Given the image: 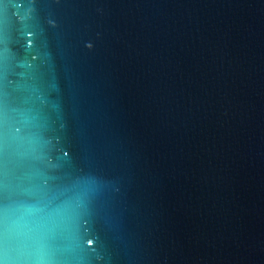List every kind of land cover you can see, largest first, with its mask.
I'll use <instances>...</instances> for the list:
<instances>
[{
	"label": "water",
	"instance_id": "obj_1",
	"mask_svg": "<svg viewBox=\"0 0 264 264\" xmlns=\"http://www.w3.org/2000/svg\"><path fill=\"white\" fill-rule=\"evenodd\" d=\"M0 97L61 264H264V0H0Z\"/></svg>",
	"mask_w": 264,
	"mask_h": 264
},
{
	"label": "snow or ice",
	"instance_id": "obj_2",
	"mask_svg": "<svg viewBox=\"0 0 264 264\" xmlns=\"http://www.w3.org/2000/svg\"><path fill=\"white\" fill-rule=\"evenodd\" d=\"M2 99V97H0ZM11 125L3 116L2 105H0V264H61L57 256L59 248L57 241L63 235L58 217H42L44 223L39 228L21 227L22 218L18 217L10 206L13 199V178L15 174L16 160L19 148L27 141L29 150L34 154L40 147L35 136L25 139L13 136L9 132ZM18 132L19 129L17 128ZM51 144V141L47 142ZM67 155V152L64 153ZM40 157L39 159H45ZM44 178L47 184V173L37 168L33 176L35 195L37 203L47 205L55 198V192L60 185L45 187L38 181ZM53 180H60L61 177L53 176ZM97 190L95 181H89L83 185L82 195L74 201L73 208L87 210L88 197ZM43 212L44 209H38ZM31 215V210L28 211ZM26 227V226H25Z\"/></svg>",
	"mask_w": 264,
	"mask_h": 264
},
{
	"label": "clouds",
	"instance_id": "obj_3",
	"mask_svg": "<svg viewBox=\"0 0 264 264\" xmlns=\"http://www.w3.org/2000/svg\"><path fill=\"white\" fill-rule=\"evenodd\" d=\"M89 48H90L91 50L93 49V47H92V45H91V44L89 45Z\"/></svg>",
	"mask_w": 264,
	"mask_h": 264
}]
</instances>
